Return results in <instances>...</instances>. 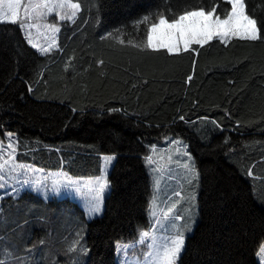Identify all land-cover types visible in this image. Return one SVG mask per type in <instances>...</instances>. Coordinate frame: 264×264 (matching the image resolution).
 <instances>
[{"label": "trees", "instance_id": "obj_1", "mask_svg": "<svg viewBox=\"0 0 264 264\" xmlns=\"http://www.w3.org/2000/svg\"><path fill=\"white\" fill-rule=\"evenodd\" d=\"M56 50L41 54L0 23V137L20 162L98 177L115 156L101 216L33 192L0 200V264H117L119 243L151 230L147 158L184 140L200 178L199 219L179 264H260L264 244V0H245L257 41L219 38L186 52L149 50V27L222 0H72ZM148 19L145 20L144 18ZM191 77V80L188 78Z\"/></svg>", "mask_w": 264, "mask_h": 264}, {"label": "rangeland", "instance_id": "obj_2", "mask_svg": "<svg viewBox=\"0 0 264 264\" xmlns=\"http://www.w3.org/2000/svg\"><path fill=\"white\" fill-rule=\"evenodd\" d=\"M25 3H27V0H25ZM72 3L75 2L72 1ZM79 11L76 13V16ZM66 12L70 15L71 10H66ZM76 16L73 20H60L59 14L53 12L38 20H25L23 9H21L20 20L24 23L39 25V28L30 27L22 29L27 40L30 38L38 47H33L32 44H29L40 52L39 48H47L52 42L53 37L55 38V46H53L50 51L56 50L58 46L57 38L60 30L54 33L51 29L46 28L45 25H55L60 29L62 23L66 21L72 22L75 20ZM14 24L19 25V23ZM230 39L232 38L228 40ZM7 134L9 133H5V135L0 137V142H2L4 146V151L0 152V163L9 161L6 165V169L0 172V174L5 176V179L0 181V184H4V187L0 188V200L5 196L17 197L29 191L44 199H50L52 197H57L58 199L70 198L76 201L85 210L89 220L103 214L105 198L110 191L108 176L115 162V156L106 155L102 157V172L100 176L76 177L63 170L51 171L18 161V139L13 133H10V138ZM9 143H12L15 149L14 152L13 149L6 147ZM9 153L13 154L14 160H10ZM105 157H112V159L105 160ZM149 157H151V163L148 161ZM149 157L147 158V165L153 182L154 191L150 216L155 223L151 230H141L136 241L131 243H119L117 245V264H145V257L151 250L147 245L152 243L159 244L160 241L171 235H175L177 232L183 234L185 248L186 240L188 236L194 232L199 219L198 197L200 178L196 170L195 160L184 140L166 137L160 145L153 147ZM185 164L189 167L185 168ZM13 165H15V167H13ZM97 180H106L107 187L99 202L100 211L91 212L90 209L95 201L90 200L87 195H81L77 189L79 188L82 191H87L85 185L94 188L97 186ZM176 193L180 195L177 196ZM173 205L175 206L173 207ZM169 208L172 209L171 212L168 211ZM177 217H182V219H177ZM144 232H148L150 238L145 244H140L139 241ZM125 246H127L126 249ZM184 248L179 254L177 264H179ZM262 248H264V244L261 249ZM261 249L257 258L259 263L264 264V255H261Z\"/></svg>", "mask_w": 264, "mask_h": 264}, {"label": "snow or ice", "instance_id": "obj_3", "mask_svg": "<svg viewBox=\"0 0 264 264\" xmlns=\"http://www.w3.org/2000/svg\"><path fill=\"white\" fill-rule=\"evenodd\" d=\"M222 2H226L231 6L227 12L221 9L223 18L217 14L218 4L207 11L202 7L186 10L178 16H173L171 20L161 14L158 22L153 23L148 29L146 47L152 51L164 50L168 54H179L190 50L193 45L204 46L214 38H219L224 42L229 38L250 41L261 39L260 27L257 26L256 19L246 12L245 0H222ZM79 8L80 5L72 3V0H27V3H25V0H0V22L19 23L21 28H39L38 24L21 22V9H23L25 20H38L53 12L59 14L60 20H73ZM66 10H71L70 15L67 14ZM144 19L147 20L148 18L145 17ZM45 27L51 29L54 33L60 30L55 25H45ZM28 42L33 47H38L30 38ZM53 46H55L54 37L47 48H39V50L41 53H48ZM188 79L191 80V77ZM7 135L9 138L11 137L10 133ZM6 147L13 149V152L15 151L12 143H9ZM3 151L4 146L0 142V152ZM8 155L10 160H14L12 153ZM111 159L112 157H105V160ZM148 161L149 163L152 162L151 157L148 158ZM8 163L9 161L0 163V172L6 169ZM184 167L188 168L189 166L185 164ZM189 170L192 171L191 169ZM4 179L5 176L0 174V181ZM96 185L94 188L85 185L87 191L77 189L81 195H87L90 200L95 201L90 209L91 212L100 211L99 202L107 187V181L97 180ZM2 187H4V184H0V188ZM176 195L179 196L180 194L176 193ZM168 211L171 212L172 209L169 208ZM177 219H182V217H177ZM149 238V233L144 232L139 243L145 244ZM184 243L183 234L177 232L175 235L160 241L159 244H148L147 247L151 250L145 257V264H177L179 254L184 248ZM126 248L127 246H125ZM261 255H264V248L261 249Z\"/></svg>", "mask_w": 264, "mask_h": 264}]
</instances>
